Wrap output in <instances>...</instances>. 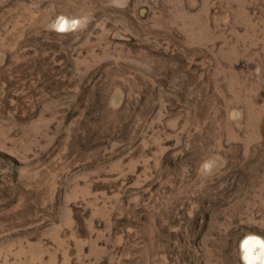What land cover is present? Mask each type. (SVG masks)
Returning a JSON list of instances; mask_svg holds the SVG:
<instances>
[{
    "label": "rangeland",
    "instance_id": "rangeland-1",
    "mask_svg": "<svg viewBox=\"0 0 264 264\" xmlns=\"http://www.w3.org/2000/svg\"><path fill=\"white\" fill-rule=\"evenodd\" d=\"M249 233L264 0H0V264H241Z\"/></svg>",
    "mask_w": 264,
    "mask_h": 264
},
{
    "label": "clouds",
    "instance_id": "clouds-1",
    "mask_svg": "<svg viewBox=\"0 0 264 264\" xmlns=\"http://www.w3.org/2000/svg\"><path fill=\"white\" fill-rule=\"evenodd\" d=\"M89 23L91 19L87 14L81 16L61 14L49 25V30L59 35H68L86 30ZM201 167L204 174L209 175L215 167V162L205 161ZM240 259L241 264H264V237L255 233L247 234L240 242Z\"/></svg>",
    "mask_w": 264,
    "mask_h": 264
}]
</instances>
